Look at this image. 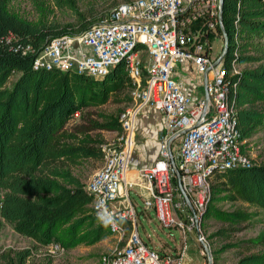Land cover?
Instances as JSON below:
<instances>
[{"label":"built area","instance_id":"obj_1","mask_svg":"<svg viewBox=\"0 0 264 264\" xmlns=\"http://www.w3.org/2000/svg\"><path fill=\"white\" fill-rule=\"evenodd\" d=\"M220 1L128 0L80 33L54 37L38 51L31 45L23 50L36 53L34 70L73 71L102 79L124 64L132 81L131 102L119 115L121 129L100 144L103 166L86 183L96 217L103 208L116 217V226L109 229L117 246L104 264H187L192 233L204 264H215L204 246L208 241L202 225L212 180L218 173L254 165L235 107L238 84L233 77L242 72V64L237 58L228 63L224 53L213 55L216 38L224 39L217 29ZM235 43L240 44L239 38ZM234 55L239 56L238 49ZM193 69L204 75L208 100L205 90L198 91L201 82L185 80L186 71ZM145 106L162 113L164 130L157 158L140 168L139 181L132 159L138 116ZM177 171L190 202L179 188ZM137 186L146 190L144 204L155 210L161 224L182 231L179 248L159 250L142 240L130 196ZM50 249L63 252L65 247L51 244Z\"/></svg>","mask_w":264,"mask_h":264},{"label":"trees","instance_id":"obj_2","mask_svg":"<svg viewBox=\"0 0 264 264\" xmlns=\"http://www.w3.org/2000/svg\"><path fill=\"white\" fill-rule=\"evenodd\" d=\"M7 1L0 0V218L42 245L55 239L65 248L80 242L96 243L111 231L98 222L92 207L94 197L86 184L59 162L102 153L85 140L66 142L65 138L74 136L65 129L76 112L105 104L121 90L128 88L130 93L132 81L124 64L102 79L73 71L34 70L36 53H23L28 45L38 51L52 38L80 33L92 24L84 23L79 30L70 24H33L10 12ZM217 29L229 39L228 63L234 58L242 65L260 61L254 52L258 50L255 39H264V0H224L223 27L217 25ZM245 66L233 80L238 84L235 107L239 128L247 139L264 120L263 113L254 108L255 102L264 100V63ZM14 74L18 78L7 87ZM120 113L104 127L120 131ZM214 179L203 227L215 214L232 225L249 219L245 212L214 209L212 203L220 198L264 209V162L218 173ZM251 242L263 249L242 256L235 264H264V232ZM30 255L29 249L15 252L0 247V264H26Z\"/></svg>","mask_w":264,"mask_h":264},{"label":"rangeland","instance_id":"obj_3","mask_svg":"<svg viewBox=\"0 0 264 264\" xmlns=\"http://www.w3.org/2000/svg\"><path fill=\"white\" fill-rule=\"evenodd\" d=\"M122 2L125 0H8L7 8L10 12L33 24L47 26L70 24L79 30L84 23H95ZM224 42V39L216 38L214 57L224 52ZM255 43L258 50L254 54L262 59L245 64L246 66L242 65V67H253L259 63H264V39H255ZM186 73L185 80L187 83L201 82L202 85L198 87V91L202 94L205 90L202 83L204 82V75L194 69L186 71ZM17 78L18 74H14L9 79L7 87H11ZM129 94L128 88L121 90L114 94L107 103L83 110L67 124L65 131L74 137L65 138V141L74 144L83 143L85 140L88 145L100 148L101 143L114 139L116 132L106 129L104 125L111 118L117 117L127 107L131 102ZM254 108L264 115V100L255 102ZM143 111L141 110V112ZM142 118H144L143 115ZM161 126V123L152 126L143 123L138 127L132 159L133 162L136 161L139 164L138 167L133 168V172L137 176H140V168L153 164V148L147 141L152 137L151 130L154 128L159 129L161 140L163 135L160 131ZM246 142L254 162H264V120L246 139ZM145 143L147 144L145 145ZM176 151L175 146L174 152ZM103 163L102 155L79 158L74 162L67 160L59 162L60 165L70 169L74 175L78 176L84 184L103 166ZM2 195L3 191H0V204ZM142 195H146V190L139 186L130 190L131 199L139 213L138 231L142 240L159 250L169 251L179 248L182 245V231L176 227L163 226L158 220L155 210L145 206ZM212 204L214 209L219 212H245L249 215V219L234 225L228 223L219 214L205 220L203 230L215 264H235L242 256L263 249V247L251 242L252 239L264 232L263 208L228 198H220ZM0 222V247L2 251L12 250L16 252L29 249L31 255L26 264H104V257L108 256L117 246V238L108 234L96 243L80 242L73 247L65 248L63 252L51 251V244L61 245L58 240L55 239L48 245H42L32 238L19 234L13 225L4 219L0 218ZM184 261L187 264H204V257L196 242L195 233L188 235Z\"/></svg>","mask_w":264,"mask_h":264},{"label":"crops","instance_id":"obj_4","mask_svg":"<svg viewBox=\"0 0 264 264\" xmlns=\"http://www.w3.org/2000/svg\"><path fill=\"white\" fill-rule=\"evenodd\" d=\"M142 110H144V111L141 112V114L138 118L136 134L138 132L139 125H141L143 123H146L147 125H150V126L161 123L162 126H161L160 131L163 133L164 117H163L162 113L157 111L156 109H154L152 106H145ZM142 115L144 118H142ZM151 134H152V137L150 138L149 141H147V143L150 144V146H152V148H153V156H152L153 159L152 160L154 162V160L157 158V155L159 152V141H160L159 129L154 128L153 130H151ZM147 143H145V145ZM138 165L139 164L136 161L133 162V168L138 167ZM134 175L136 176V178L139 181H141L140 176H137L135 173H134Z\"/></svg>","mask_w":264,"mask_h":264},{"label":"water","instance_id":"obj_5","mask_svg":"<svg viewBox=\"0 0 264 264\" xmlns=\"http://www.w3.org/2000/svg\"><path fill=\"white\" fill-rule=\"evenodd\" d=\"M223 6H224V0L220 1V14H219V19H220V26L223 27ZM224 55L228 52L229 49V39L227 38L226 35H224ZM220 61V59L216 62L218 63ZM208 72V71H207ZM206 72V73H207ZM205 82H206V77H205ZM205 93H206V99L208 100V94H207V85L205 83ZM185 133V130L182 132V134ZM177 178H178V184H179V188L181 190V192L185 195V198L188 202H190L188 196L185 194V192L183 191V187H182V181H181V175L179 173V171H177ZM206 247V249L209 251L208 246L205 244L204 245Z\"/></svg>","mask_w":264,"mask_h":264},{"label":"clouds","instance_id":"obj_6","mask_svg":"<svg viewBox=\"0 0 264 264\" xmlns=\"http://www.w3.org/2000/svg\"><path fill=\"white\" fill-rule=\"evenodd\" d=\"M97 220L104 227L116 226V217L113 213L108 211L106 208H103L97 212Z\"/></svg>","mask_w":264,"mask_h":264}]
</instances>
